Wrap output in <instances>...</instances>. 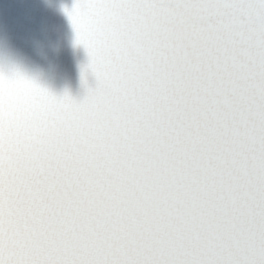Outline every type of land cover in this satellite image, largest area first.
Listing matches in <instances>:
<instances>
[{
    "label": "snow or ice",
    "instance_id": "6c2138e0",
    "mask_svg": "<svg viewBox=\"0 0 264 264\" xmlns=\"http://www.w3.org/2000/svg\"><path fill=\"white\" fill-rule=\"evenodd\" d=\"M65 12L97 85L0 71V264H264V0Z\"/></svg>",
    "mask_w": 264,
    "mask_h": 264
}]
</instances>
